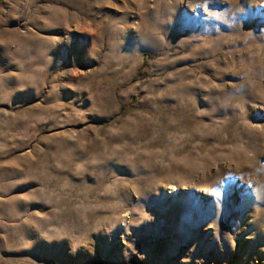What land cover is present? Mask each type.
Segmentation results:
<instances>
[{
  "label": "rangeland",
  "instance_id": "374dc122",
  "mask_svg": "<svg viewBox=\"0 0 264 264\" xmlns=\"http://www.w3.org/2000/svg\"><path fill=\"white\" fill-rule=\"evenodd\" d=\"M0 264H264V0H0Z\"/></svg>",
  "mask_w": 264,
  "mask_h": 264
}]
</instances>
